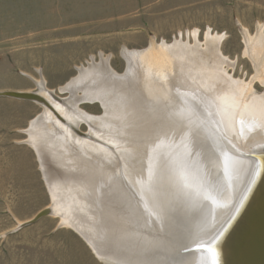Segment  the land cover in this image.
<instances>
[{
    "label": "bare ground",
    "instance_id": "bare-ground-1",
    "mask_svg": "<svg viewBox=\"0 0 264 264\" xmlns=\"http://www.w3.org/2000/svg\"><path fill=\"white\" fill-rule=\"evenodd\" d=\"M207 34L211 37L213 32ZM222 38L213 35L210 42L218 47ZM254 38L247 40L245 52L250 53L257 68L256 76L264 84V38L257 42ZM186 48L178 41L173 45L163 43L159 46L166 53L162 59L152 57L149 51L123 48L122 54L128 62L124 74L114 70L109 55L100 52L99 59L92 55L86 65L78 66L76 77L59 87L71 93L66 99L54 96V91L41 82L38 94L49 96V101L43 97L46 102L41 103L50 104L52 112L47 109L34 119L28 133L52 194L53 205L49 209L61 217L64 225L74 228L100 259L117 264H217L228 252L230 263L232 250L236 248L228 239L232 230L228 236L218 238L215 234L229 219L247 185L257 184L262 177L264 181V93L256 94L254 81L244 82L228 74L224 65L231 66L234 62L218 50H213L215 53L209 57L201 54L203 51L198 53V48L194 51L192 47ZM85 101H100L104 114L97 116L83 111L79 103ZM53 114L62 115L67 122ZM196 114L199 123L206 121L203 128L195 125L194 129ZM82 121L90 127L87 137L75 133ZM118 134L120 141L115 137ZM121 142L124 148L116 150L125 158H119L120 164L112 163V146ZM237 147L248 152L250 158L243 156L244 153L239 155ZM129 155H135L133 159L142 161V166L134 160V164L128 162L130 165L126 166ZM83 163L97 172L88 171V165L85 168ZM114 166L121 171L120 175ZM84 169L91 173L90 180L85 178ZM99 171L121 191L125 187L142 198L141 202L151 209L155 218L150 224L146 219L152 232H164L171 246L195 244L201 250L174 256L172 250H162L166 244L160 240L163 245L155 252L143 254L139 250L140 255L135 256L138 252L133 253L130 248L124 260L103 253L91 219L71 217V211L78 210L72 202V185L79 187L80 180L86 184L95 178L99 180L96 177ZM68 172L70 177L61 178ZM263 181L259 182L257 193H264ZM59 185H62L60 190ZM88 191L91 188L83 189L82 193L86 195ZM207 211L208 216L204 213ZM210 216L208 221L206 217ZM190 219L193 220L190 228L179 224ZM263 220V214L257 215L250 227L246 235L247 250L250 241L259 237L261 253L264 252V231L260 232ZM246 221H242L239 230L245 229ZM192 227L194 232L189 230ZM172 231L178 236H173ZM189 237L194 240H188ZM210 241L213 242L207 245Z\"/></svg>",
    "mask_w": 264,
    "mask_h": 264
},
{
    "label": "rangeland",
    "instance_id": "rangeland-1",
    "mask_svg": "<svg viewBox=\"0 0 264 264\" xmlns=\"http://www.w3.org/2000/svg\"><path fill=\"white\" fill-rule=\"evenodd\" d=\"M208 31L223 36L218 49L210 42L213 35L208 36ZM248 36L255 37V42L263 41L264 0H0V94L8 90L39 93L44 81L54 96L66 99L71 93L59 89L78 75V66L86 65L92 55L98 59L100 52L109 55L114 70L124 74L128 62L123 48L149 51L152 57L162 59L166 53L159 46L178 41L186 49L198 48V53L203 51L201 54L209 57L218 50L234 62L224 65L228 74L244 82L254 81V90L261 95L264 84L256 76L250 53L245 52ZM42 96L49 101L47 94ZM79 106L92 115L104 114L100 101L80 102ZM47 109L52 112L38 101L0 95V264H117L100 259L74 228L62 223L58 214L51 212L26 224L53 205L47 178L28 133L31 122ZM52 116L66 121L62 115ZM194 118V129L205 126L206 121L199 123L197 114ZM76 128V134L90 135L86 121ZM119 136L115 137L120 141ZM123 145L121 142L112 146L116 157L112 163L120 164L119 158H125L117 151ZM243 153L250 158L248 152L240 151L239 155ZM134 157L128 156L126 166L128 162L142 166V161ZM93 168L88 165L86 169L96 171ZM86 169L85 178L90 180L91 173ZM113 169L119 172L117 166ZM96 174L99 180L95 178L87 184L80 180L79 187L72 185V202L78 210L71 211V217L91 219L103 253L124 260L130 248L133 253L155 252L163 245L160 240L166 244L162 250L170 249L174 256L201 250L195 244L171 246L164 232L155 234L147 227L146 219L150 224L155 218L139 195L125 187L121 191L105 174ZM70 175L64 173L61 178ZM58 187L60 190L62 185ZM89 188L86 195L82 193ZM211 218L206 217L208 221ZM191 222L192 219L179 224L190 228ZM189 230L195 231L193 227Z\"/></svg>",
    "mask_w": 264,
    "mask_h": 264
},
{
    "label": "water",
    "instance_id": "water-1",
    "mask_svg": "<svg viewBox=\"0 0 264 264\" xmlns=\"http://www.w3.org/2000/svg\"><path fill=\"white\" fill-rule=\"evenodd\" d=\"M60 92H65L61 91ZM0 95L10 96L14 98L19 99H26V100H34L38 102H46L43 97H41L37 92H31V91H4L1 92ZM58 97V96H57ZM47 106L51 107L50 104L46 103ZM260 181H263V177L260 179ZM259 181V182H260ZM253 184V182H250L247 185V188L243 192L242 196L240 197V200L236 206V208L233 210L232 214L230 215L229 219L226 221V223L222 226V228L215 234V237L219 236H228L229 231H231L232 234L229 236L230 242H233V246H236L234 248V251L230 248L231 253V261L229 263L228 261V252L224 254V256L220 259V261H217V264H264V252L261 253L260 244H259V237H255L252 241H250L251 247L249 249H246V235L250 232L249 229L251 226H253L254 222L256 221V216L263 214L264 216V193H257V186L259 184ZM264 182V181H263ZM264 184V183H263ZM51 214V210L49 208H44L38 214L28 223H33L40 218L47 216ZM247 220L245 229L240 228V224L243 220ZM263 224V225H262ZM263 228L260 232L264 231V220L262 222ZM235 225H237V228H234ZM231 237V239H230ZM224 238V237H223ZM213 241L208 242L207 245H210ZM229 242V241H228ZM229 242V243H230ZM244 244V245H243ZM231 246V243H230ZM207 249H210L212 251L211 247H207ZM223 253V251H222ZM219 260V258L216 257V260ZM216 260L214 261L216 263Z\"/></svg>",
    "mask_w": 264,
    "mask_h": 264
},
{
    "label": "snow or ice",
    "instance_id": "snow-or-ice-1",
    "mask_svg": "<svg viewBox=\"0 0 264 264\" xmlns=\"http://www.w3.org/2000/svg\"><path fill=\"white\" fill-rule=\"evenodd\" d=\"M201 247L203 246V245H200Z\"/></svg>",
    "mask_w": 264,
    "mask_h": 264
}]
</instances>
